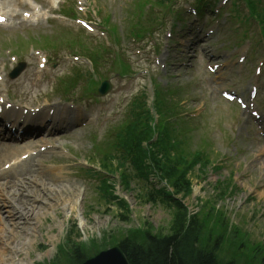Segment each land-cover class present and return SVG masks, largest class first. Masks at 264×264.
<instances>
[{"label": "rangeland", "instance_id": "rangeland-1", "mask_svg": "<svg viewBox=\"0 0 264 264\" xmlns=\"http://www.w3.org/2000/svg\"><path fill=\"white\" fill-rule=\"evenodd\" d=\"M87 2L89 5V14L86 13L87 17L97 25L102 24L105 26L110 32L109 39L113 37L116 42L119 40L120 48L126 49L127 55L134 63L132 64L126 58L128 71H130V67L132 70H137V67H139L137 66L134 49L131 48V45H134L133 38L130 37L142 39V31H145L144 28L150 26L152 21L153 24L163 21V25L158 32L153 35V40L156 39L161 44L162 51L158 56L160 60L157 65L158 72H156L157 75L150 78L151 76L146 74L145 70H141L140 74L145 75L141 79H134V76H130V74L120 75L119 73L122 71L125 74L127 68L121 66L120 59L112 53L115 44L106 38L107 33L99 38L106 42V49L99 44L94 45L91 43L95 41L84 36L85 34L76 38L75 34L66 30L58 29L54 31V33H58L55 37L56 43L69 38L70 41L67 42L74 45L73 48L59 45L57 47L59 57L67 54L65 52L69 50L71 55L79 57L77 62L80 67L85 69V72L86 69L90 68V64L84 56L90 58L93 52L100 54L97 65H94L95 72L106 78L112 87L107 95L98 97L102 103L97 109L108 110L107 119H112V124H106L102 129L94 128L93 125L73 132L62 133L49 139V141L54 140L53 145L59 147V149L53 155H48L43 159L44 166L40 167L42 169L40 182L52 192L54 201L51 202V205L54 209H51L53 207L44 209L46 215L42 213L43 211H40L39 213H42L41 219L30 222V227L33 231L35 230L32 236H26L19 229L16 230L14 242L7 248L8 251L4 253L5 257L0 264H19L21 261L24 262L22 264H55L53 257L57 248L63 246L66 231L74 243L79 244L80 249L89 257L93 253L97 254L100 251L117 246L121 239L138 238L145 228L155 233L167 229L170 223V211L167 208L161 205L141 203L137 199V190L124 192L117 186L116 179L113 178L112 183H116V195L125 199L129 204L131 220L127 223L121 221L115 207L99 200L98 183L94 180H88L78 169L83 167L85 163L95 166L103 152L109 150L108 135L111 126L117 124L122 118L121 113L125 110L130 98L134 95L138 96L136 94H139L141 89H151L150 83L157 85L156 87L159 88L158 100L161 99L164 102L166 111H170L169 127L173 125L177 128V131L175 130L173 134L183 142L185 149L182 148V152L187 154V151L202 150L210 157L212 168L214 166L220 168L217 172L210 171L212 168H209L202 175L197 170L190 173L189 179L192 192L190 197L184 199L185 206L191 213L206 212L210 207L217 211V216L213 215V218L210 219L212 235L221 234L225 230L224 223L232 222L235 241L225 238L226 240H224L219 253L221 260H234L235 264H258L252 262L249 255L255 247L264 249V142L255 143L247 139L238 140L235 145L238 147V152L235 153L233 151L234 145L231 144L226 134L223 138H218L214 134V129L217 127L223 128L225 133L234 131L235 127L228 122V114L231 112L232 115L233 107L225 105L213 96L210 88L203 81L205 73L202 72L201 68L195 66V60L191 69H180L178 72V70L171 67L172 61L176 58L172 56L168 60V52L165 47L169 45V42H173L176 34H172V37L169 38L166 36L167 32L170 31L169 22L173 15L172 12L177 10L178 6H174L172 1L162 5L155 3V0H87ZM261 5H264V2ZM262 8L264 9V6ZM168 9H172V15L169 14ZM232 22L234 24L241 23L242 29L239 34L231 33L229 29L224 33L225 35L218 33L215 43L221 49V52H224L229 46L224 41V37L226 39L235 38V45L237 47L240 45L238 38L247 24L254 50L257 55H263L264 52L258 45V40H261L259 29L254 24L253 18L248 17L243 1L237 19ZM96 35L101 36L99 33ZM11 36L14 38L13 34ZM39 47L47 50L53 48L49 45ZM123 51L121 50V52ZM182 53L180 51L172 52L175 56H180ZM165 59L168 60L167 62H171L167 71L164 72L161 65L165 62ZM71 60L70 62H75ZM54 64L55 76L57 81L60 82V79L72 67L62 62L58 56L54 60ZM139 68L144 69V66ZM48 69L46 73L44 72V76L50 81L51 77L54 76V71L52 67ZM169 71L183 75V77L178 81V79H174L175 74H173V77L170 78L168 76ZM29 72L30 70L27 69L23 74L25 76L21 75V78H18L17 85H15L16 80L10 81L7 79L11 89L30 95L29 99L36 98L39 94H45L51 98L49 101L58 102L60 92L56 91L57 86L52 92L47 91V89L39 90L37 87H29ZM95 78L97 79L96 75L94 78L88 79L86 83L78 84L76 90L79 93L77 95H80L79 98L85 95L82 90L86 88L90 92H87L89 95L95 93V89L99 84ZM88 82L90 83L87 84ZM233 83L226 80V85H233ZM150 99L149 107L153 111ZM183 100L188 101L185 107H181L179 104ZM201 108H204V111L196 119L197 121L186 122L184 118H180V115L188 109H194L200 113ZM115 113L119 114L118 118L115 117ZM235 114L237 115V113ZM104 120L98 121L96 124L98 125ZM160 124L159 128L163 127L164 121ZM186 128H189V130H186ZM59 151H62L60 152L62 155ZM226 184L234 187L235 191L227 195L224 200H220L218 198L219 192ZM59 191L64 193L60 195ZM76 196L75 209H71L66 203L69 197L76 198ZM203 203H206L207 206L203 207ZM75 235L78 238L74 240ZM244 235H247V237H244ZM243 238V241L246 240V242L238 248L237 244Z\"/></svg>", "mask_w": 264, "mask_h": 264}, {"label": "trees", "instance_id": "trees-1", "mask_svg": "<svg viewBox=\"0 0 264 264\" xmlns=\"http://www.w3.org/2000/svg\"><path fill=\"white\" fill-rule=\"evenodd\" d=\"M151 122V114L144 103L138 100L132 102L126 125L114 135L113 152L107 163L115 165L114 173L119 174L124 190L129 191L130 182L134 180L148 185L149 189L142 192L139 199L167 208L170 211V223L166 230L157 233L145 228L138 238L121 239L117 246L130 264H235L234 260L219 258L225 238L235 241V233L232 226H228L229 222L224 223L225 230L221 234L212 235L210 219L213 215L217 216V211L210 207L206 212L190 215L182 202L191 196L188 174L196 166L198 171H206L208 161L201 153L183 155L181 143L174 139L171 130L166 127L161 130L152 128ZM102 167L106 171L105 165ZM108 173H112L111 168ZM152 175L165 181L172 191L151 186L149 180ZM100 181L102 198L109 205L115 204L121 221L129 222V208L114 195V184L107 182L109 180L105 177ZM226 189L220 190L219 199L227 194ZM207 204L203 203V207ZM75 238L78 236L75 235ZM243 240L238 242V248L246 242ZM65 245L72 248L73 256L61 254L57 259L58 264H80L87 258L88 255L84 254L79 244L74 243L70 235ZM249 256L252 262L264 264V249L261 247H255Z\"/></svg>", "mask_w": 264, "mask_h": 264}, {"label": "bare ground", "instance_id": "bare-ground-1", "mask_svg": "<svg viewBox=\"0 0 264 264\" xmlns=\"http://www.w3.org/2000/svg\"><path fill=\"white\" fill-rule=\"evenodd\" d=\"M27 170L24 178L20 180L0 179V263L5 257L4 253L8 251L7 248L14 242L16 230L32 236L35 230L30 227V222L41 219L42 213L47 214L44 209L53 207V194L40 182L39 172L36 174L31 168ZM63 193L59 191L60 195ZM73 198L69 197L66 203L71 209H75L77 202V196ZM40 211L43 212L39 213ZM22 263L24 262L19 264Z\"/></svg>", "mask_w": 264, "mask_h": 264}, {"label": "water", "instance_id": "water-1", "mask_svg": "<svg viewBox=\"0 0 264 264\" xmlns=\"http://www.w3.org/2000/svg\"><path fill=\"white\" fill-rule=\"evenodd\" d=\"M82 264H129L125 255L118 247L102 251Z\"/></svg>", "mask_w": 264, "mask_h": 264}]
</instances>
